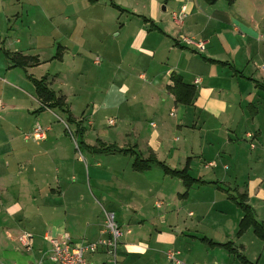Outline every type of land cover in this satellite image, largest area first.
I'll return each instance as SVG.
<instances>
[{"label": "crops", "instance_id": "obj_1", "mask_svg": "<svg viewBox=\"0 0 264 264\" xmlns=\"http://www.w3.org/2000/svg\"><path fill=\"white\" fill-rule=\"evenodd\" d=\"M179 11L184 15L177 23L172 14ZM180 37L190 38L192 43ZM94 47L103 59L96 63H101L96 72L108 75L107 83L95 74V88H100L98 92L103 97L118 96L112 105L118 122L111 123V131L105 130L98 122L97 113L102 109L98 105L92 112L97 122L88 120L96 133L93 141L84 139L86 130L80 123L75 124L92 170L81 166L82 172L71 178V173L78 171L79 156L70 153L68 143L55 132L53 124H43L49 132L43 139H24L23 134L30 132L36 121L46 119L47 112L53 109L68 112L71 122H76L67 103L70 92L63 87L55 90L52 83L68 69L70 76L80 74L86 54ZM16 55L33 61L27 60L23 68L12 63ZM51 67L54 72L45 73ZM172 76L193 87L190 103L176 99L175 93L182 94L185 89L169 90ZM33 79H44L56 96L62 97L63 108L42 103ZM62 81V86L68 87ZM104 81V86H99ZM261 87L264 0L218 1L211 5L202 0H0V264H55L47 257L50 243L44 238L45 232L53 236L67 233L75 244L95 241L105 231L102 202L107 206L104 212L114 214L122 232L116 264H172L165 256L168 249L178 251L184 261L196 262L197 258L190 254L193 249L188 254L182 252L186 244L173 233L177 230L169 231L164 226L170 219L173 227H179L178 215L159 212L156 218L157 211L152 207L160 209L164 202H151V194L154 191V195L169 197L176 204H185L179 198L185 196L187 203L195 181L202 186L211 182L201 171L217 167L216 158L222 157L221 152L229 156L216 146L221 138L233 146L242 135L259 139L264 122V117L258 115L263 120L259 127L258 98L263 97L264 107ZM167 111L177 112L176 130L185 135L178 150H172L171 140L167 139ZM206 120L216 122L218 139L187 145L189 132L193 134L195 126ZM130 127L131 140L129 132H121ZM248 133L252 136L247 137ZM69 147L77 154L71 140ZM100 154L114 155V159L103 164L97 156ZM121 156L129 159L120 176L110 164ZM151 157L176 170H181L189 159L186 174L190 184L185 186L182 178L166 174L158 164L134 168L136 159ZM200 157L202 169L197 167L194 174L192 165ZM219 162L222 168H229L224 158ZM153 168H160L161 173ZM126 172L127 179L123 176ZM155 173L163 183L167 175L179 178L177 196L152 188ZM258 181L256 190L249 182L244 191L236 194L246 196L256 220L261 201L254 197L258 194L264 198V187L260 186L264 180ZM181 188L185 189L183 193ZM156 201L161 202L158 207ZM215 204L211 203L209 210ZM193 206L203 212L207 209L201 200L193 202ZM187 215L194 214L188 211ZM159 218L168 219L163 223ZM258 221L264 225V219ZM180 227L179 234L185 229L186 235L213 246L207 233L199 236L189 233L191 227ZM21 231L31 234L30 248L18 242ZM86 258L89 264H112L103 248L88 253Z\"/></svg>", "mask_w": 264, "mask_h": 264}, {"label": "rangeland", "instance_id": "obj_2", "mask_svg": "<svg viewBox=\"0 0 264 264\" xmlns=\"http://www.w3.org/2000/svg\"><path fill=\"white\" fill-rule=\"evenodd\" d=\"M97 47H94L91 49L89 53L86 54V62L84 66L81 69V73L78 74H71L68 71L71 69H68L67 72L64 74L62 73V76H59V80H57L55 83H52V88L57 90L59 88H65L70 92L67 103L70 106V109L73 113V117L76 122L74 121H68L67 115L63 112H61L58 109H53L52 113L47 112L46 119L42 121H36L38 125L43 127V124L50 123L53 124L56 127L55 132H58L62 139L68 143V149L70 150V153L75 156H79V161L76 162V169L78 170L76 173H71V178L74 176H78V173L82 172V167L85 168V166H88V170L91 169V160L87 157L86 152L84 151V147L80 145V138L77 134L76 125L77 123H80L81 126L84 127V130H86V136H83L84 139H90L91 141L94 140L96 137V133L94 132V125H91V123L88 122L90 120L92 123L94 121L97 122V119H95V116L92 115L94 107H97L98 105L102 107H98L100 111L97 113L98 115V122L103 126V128L107 131H111L113 126L112 124L108 123V119H113L114 122H118L117 119H115V114L112 111V105L114 98L112 95L110 97H103L102 92H98L95 88V83L93 81L95 74H99L100 77L104 78L108 83V75H101L100 73H97L100 69V64H94L93 60L95 57H99L96 52H98ZM100 60L102 61L103 59ZM100 61V62H101ZM71 68V67H67ZM51 70L53 73L54 69L46 68L45 73ZM50 72V71H49ZM50 72V74H51ZM51 76V75H50ZM62 79L64 81H62ZM66 82L68 87L62 86L63 83ZM105 81L100 83L99 86H104ZM110 85V84H108ZM72 91H76L77 93L74 95L72 94ZM120 97V96H119ZM261 98V99H260ZM258 98V114H257V120L258 123L260 121L263 122L261 119L264 117V107L262 103V98ZM176 114V116H175ZM191 115V113H188ZM261 115V118L259 119V116ZM166 119L165 122L170 124V130L167 132V139L171 140L170 145L173 146L172 150H178L181 148V142L185 138V135H183L182 132H177V128L175 127L177 120L179 118V115H177V112H172L171 114L168 113V111L165 113ZM200 117H203L200 115ZM190 117L184 120H189ZM96 120V121H95ZM179 123V122H178ZM216 122L212 120H206L204 123L196 125L194 128L193 134L189 132L188 138H187V145L191 144H197L199 140L201 141V144H204V140H213L216 141L218 139V133L219 129L215 125ZM260 127V123H259ZM45 128V127H44ZM199 128V129H198ZM213 128V129H212ZM59 129V130H57ZM131 127L129 129H122L121 132H129V140H131ZM48 132V131H46ZM45 132V133H46ZM49 133V132H48ZM260 138L258 139H249L243 137V135L239 138L238 144L236 145H227L224 142V139L221 138L219 142L216 143V146L219 148V150H224L226 154H229V156L223 155L221 152V158H216V161L218 162L217 167L213 166L208 169L202 170L205 174L204 178L207 181H211L210 183H204L205 186H202L200 183L195 181L193 185V189L190 190L188 193L189 198L188 202L186 203L184 197H179L182 200L180 202H184L185 204L179 203H173L169 199V197L163 196V195H154L155 192L153 191L151 194V202L153 200L161 199L164 204L160 209H153V211H157V217L159 212L170 214L171 216H175V214L179 217V224L180 226H186L191 227L190 230H192V234L202 236L201 234H204L203 232L207 233L211 238L210 240L213 241V246L206 245L203 242L199 241V239L193 238L192 236H188V232L183 230V234H179L178 228L179 227H173L172 221L168 218H159L163 223L166 221L167 223L164 224V226L169 230L177 232H173L178 238H180L184 245H185V254L190 253V250H192L191 255L195 256L197 258L196 262H187L182 260L179 255H177L178 258L182 260V262L186 264H264V241L260 239L253 231V228L250 226H247L245 228H242L240 225L241 222V216H240V208L235 202V200L231 196H235L237 192L244 191L245 187L249 182H253L254 189L259 186L258 180H264V122L263 126L260 127ZM114 134V131H113ZM133 134V132H132ZM191 134V135H190ZM109 136V135H108ZM107 137V136H106ZM112 137V135L110 136ZM72 141L74 144V147L76 148V153L73 154L71 152V149L69 147V141ZM71 143V142H70ZM251 144L253 146H251ZM185 145V144H184ZM185 145V146H187ZM207 146H205L206 148ZM183 150V149H181ZM212 150V149H211ZM231 152V153H230ZM231 154V155H230ZM98 157L102 158L103 164L110 163L111 159L114 155L111 154H100L97 155ZM120 156V155H118ZM106 157V158H104ZM108 157V158H107ZM119 161L111 162V166L113 169L119 170V175L121 176L123 174V167L128 162V157H123ZM230 157L234 161H230ZM222 158L225 159L226 164L229 166V168H222V162H219ZM201 157L198 162H194L192 167L194 166L195 172L194 174H197V167H200L202 169V161ZM230 159V160H229ZM73 161V159H72ZM72 165V164H71ZM179 166V165H178ZM127 167V166H126ZM156 167V166H154ZM153 169H159L161 173L160 168H153ZM125 170H128L126 168ZM156 171V170H155ZM158 171V170H157ZM210 173V174H209ZM127 172L123 175L125 179L128 177L126 176ZM160 175V174H159ZM195 176V175H193ZM166 182L163 183L162 179L158 176V174L152 175L150 185H152V188H161L164 193L167 194H174L176 195V192L178 191L179 184H181V181L177 177H170L165 176ZM146 181V180H145ZM252 184V183H251ZM261 187L264 185H260ZM91 187L96 194V196H99V190L91 183ZM105 189V188H104ZM253 189V196L256 194L255 190ZM185 189L181 188L180 193H183ZM177 196V195H176ZM255 199L260 198V208L259 213L257 216L258 220L264 219V198H262L260 195L256 194L254 197ZM179 200L178 198H176ZM204 201L205 208H207L204 212L197 210L193 206V202L195 201L200 202ZM102 202V201H101ZM216 203L214 207H212L211 210V203ZM255 202V201H254ZM247 203L250 205L251 203L247 201ZM101 206V213L104 216V210H107V206L105 203L102 202ZM188 211H192L194 215H187ZM203 212V217H202ZM165 216V215H164ZM105 218V216H104ZM115 222L116 219H115ZM120 228V227H119ZM121 230V229H120ZM196 230V231H195ZM197 232V233H195ZM201 238V237H199ZM120 239V237H119ZM200 243V244H199ZM166 256V255H165ZM167 258V257H166ZM169 261V260H168ZM172 263V262H171ZM173 264V263H172Z\"/></svg>", "mask_w": 264, "mask_h": 264}, {"label": "built area", "instance_id": "obj_3", "mask_svg": "<svg viewBox=\"0 0 264 264\" xmlns=\"http://www.w3.org/2000/svg\"><path fill=\"white\" fill-rule=\"evenodd\" d=\"M184 13L179 11L172 14L173 21L179 23ZM180 40L185 43H192V40L187 37H180ZM198 46V45H197ZM100 57H95L94 62L99 63ZM198 80L196 79L195 82ZM108 123H113V119H108ZM46 128L36 124L33 129L23 134L24 139H43L45 136ZM247 134V137H251ZM251 146H253L251 144ZM160 201H156L155 205L158 207ZM105 216V231L103 235L98 237L95 241L85 244H75L71 241L67 233H62L58 236L50 235L48 232L44 233V238L50 243L47 257L55 264H89L86 255L96 251L98 248H103L106 254L110 257L112 264H116V250L118 240L122 232L115 222L114 214L112 212H104ZM129 232V230H127ZM18 242L25 248H30L32 244V236L26 231H21L17 236ZM167 259L173 264H186L178 257V251L168 249L165 252Z\"/></svg>", "mask_w": 264, "mask_h": 264}, {"label": "trees", "instance_id": "obj_4", "mask_svg": "<svg viewBox=\"0 0 264 264\" xmlns=\"http://www.w3.org/2000/svg\"><path fill=\"white\" fill-rule=\"evenodd\" d=\"M203 2L207 4H215L218 1H223L225 3H231L232 0H202ZM18 55L14 56L12 58V63L15 65H19L21 67H25L28 61H33L31 57H25V56H19L20 58H16ZM28 60V61H27ZM173 79V84L169 86V90L174 92L176 89L179 87L185 89L183 90V93H175L176 94V99L179 102L188 104L191 102V99L194 95V89L191 85H187L184 82H182L180 79H177V77L172 76ZM34 85H35V91L36 95L39 98V100L42 103H45L49 105L51 108H63V100L61 96H56L55 92L50 89L47 84L45 83L44 79H33ZM264 90V87H261ZM67 115V120L71 121L72 119L70 118V114L66 112ZM188 160H186L185 166L181 170H176V169H170L167 166H165L162 163H159L155 161L153 157L148 158L147 160H139L136 159L133 163L134 168L136 169H143L149 167L151 164H158L166 174L172 175V176H178L182 178V181L184 182L185 186H188L191 182V179L188 178L186 174V169L188 166ZM239 208L242 210V217H241V222L240 225L242 228H245L247 226H250L253 228L254 233L264 241V225L262 221H258L254 217V212L252 207L246 202V196H238L232 197Z\"/></svg>", "mask_w": 264, "mask_h": 264}]
</instances>
